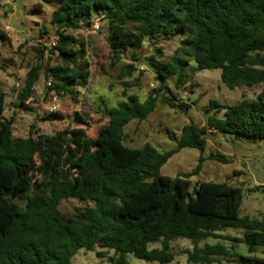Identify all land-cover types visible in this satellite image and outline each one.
Returning a JSON list of instances; mask_svg holds the SVG:
<instances>
[{"label":"trees","instance_id":"obj_1","mask_svg":"<svg viewBox=\"0 0 264 264\" xmlns=\"http://www.w3.org/2000/svg\"><path fill=\"white\" fill-rule=\"evenodd\" d=\"M42 1L58 5L52 19L58 39L50 54L57 53L61 63L30 68L19 94L18 107L24 109L42 76L49 93L78 102V88L89 85L91 63L87 43L70 32L97 17L107 22L112 66L127 47L141 50L146 40L173 35L184 39L171 60L160 65L147 62L159 88L144 101L125 90L126 99L103 112L107 124L95 138L83 128L36 135L34 126L27 138L14 137V119L2 120L7 94L0 90V264H72L79 251L96 247L101 250L96 257L109 264H131L129 255L171 264V244L181 238L192 243L187 252L190 264H264V253L259 252L264 251V219L240 216L244 189L227 182L192 181L207 160L231 162L220 153L203 155L211 132L264 142V0ZM44 56L40 51V60ZM190 59L198 71L220 70L230 90H263L236 105L211 100L206 124L184 126L177 147L167 152L150 143L141 148L126 145V127L147 121L161 100L171 108H191L166 85L176 77V89L182 91ZM138 61L133 55L120 79L132 77ZM76 118L85 124L78 114ZM64 119L53 112L44 120ZM185 148L201 151L195 170L175 178L162 175V168ZM67 199L93 205L66 215L60 206ZM229 230L243 231V236L225 235ZM210 239L232 246H201ZM155 244L161 248L151 249ZM236 244L246 245L247 254L237 252Z\"/></svg>","mask_w":264,"mask_h":264},{"label":"rangeland","instance_id":"obj_2","mask_svg":"<svg viewBox=\"0 0 264 264\" xmlns=\"http://www.w3.org/2000/svg\"><path fill=\"white\" fill-rule=\"evenodd\" d=\"M58 5L42 0H0V90L7 94L6 109L2 120L14 119V137L27 138L31 127L40 135L51 136L65 130L83 128L90 137H96L99 130L107 124L102 117L103 112L116 107L126 98L123 93L137 94L141 101L147 99L149 92L159 88L156 74L148 63L157 62L159 65L171 60L182 47L184 36L173 35L163 37L158 41L146 40L141 50L127 47L115 66L111 65V51L106 41L107 22L102 17L95 18L90 25L82 26L70 33L87 43V58L91 63L89 85L78 88V102L71 96H57L47 91L48 81L42 76L35 87L31 100L26 103L28 109L19 106V94L24 85L30 68L36 64L49 62L52 66L59 65L58 54H50L53 43L57 42L58 31L52 19ZM99 25L100 29L95 30ZM8 27L9 29H6ZM156 49L162 50V55ZM45 51L44 60H40V51ZM182 54V53H180ZM135 55L137 71L132 77L120 79L121 72L132 63ZM49 58L51 60L49 61ZM188 83L179 92L176 89V77L166 81V85L177 96L179 102L190 105L188 110L171 108L161 100L156 111L145 122H132L126 129V145L141 148L146 143L155 146L164 153L177 147L181 130L188 124L205 125L211 100H217L223 105H236L245 96L247 99L256 98L263 87H239L230 90L221 80L220 70L198 71L196 63L190 59L186 68ZM56 112L65 116L63 121H45L47 115ZM78 114L85 124L77 123ZM220 153L230 159L229 164L207 160L198 176L192 177L193 183L198 182H227L244 189L243 204L240 216L264 219V142L258 139L237 140L232 135L211 132L208 146L203 155ZM201 151L185 148L172 157L162 168V175L171 178L181 173L195 170ZM258 187V188H256ZM90 202L77 199L64 200L60 210L66 215H73L78 209L92 206ZM231 237H242L243 231L229 230L224 232ZM222 243L228 247L232 243L223 240L210 239L202 242ZM161 248L160 244L151 245ZM188 239H178L172 242L171 251L175 260L171 264H190L187 252L192 250ZM235 249L246 255L248 248L244 244H236ZM95 251L84 250L73 258L72 264H109L107 259H98ZM264 253L262 249L259 251ZM111 255L113 253L111 252ZM131 264L147 263L129 255ZM220 264V263H219ZM221 264H236L222 261Z\"/></svg>","mask_w":264,"mask_h":264},{"label":"built area","instance_id":"obj_3","mask_svg":"<svg viewBox=\"0 0 264 264\" xmlns=\"http://www.w3.org/2000/svg\"><path fill=\"white\" fill-rule=\"evenodd\" d=\"M6 29H9L8 27H6ZM100 29V27H99V25H97V26H95V30H99ZM56 45V43H53V47ZM54 94V93H53Z\"/></svg>","mask_w":264,"mask_h":264}]
</instances>
